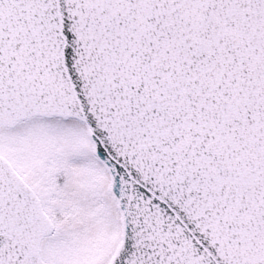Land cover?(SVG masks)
Returning a JSON list of instances; mask_svg holds the SVG:
<instances>
[{"label": "snow or ice", "instance_id": "obj_1", "mask_svg": "<svg viewBox=\"0 0 264 264\" xmlns=\"http://www.w3.org/2000/svg\"><path fill=\"white\" fill-rule=\"evenodd\" d=\"M0 264H264V0H0Z\"/></svg>", "mask_w": 264, "mask_h": 264}]
</instances>
